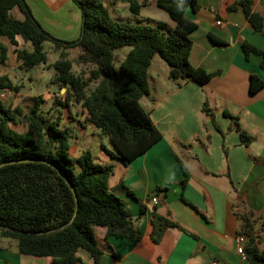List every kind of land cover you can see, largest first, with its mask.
I'll return each instance as SVG.
<instances>
[{
    "label": "trees",
    "instance_id": "1",
    "mask_svg": "<svg viewBox=\"0 0 264 264\" xmlns=\"http://www.w3.org/2000/svg\"><path fill=\"white\" fill-rule=\"evenodd\" d=\"M74 2L82 14L81 35L75 41H66L42 28L26 0H0V65L9 60L4 39L17 47L18 36L31 42L32 50H15L19 68L26 70L46 63L44 43L52 42L59 52L52 82L66 87L64 104L68 105L70 99L82 103L87 111L86 122L100 128L115 148L107 151L128 165L163 137L140 102L150 94L149 68L153 59L159 56L164 60L170 66L169 77L175 81L204 85L216 75L193 66L189 59L193 44L190 34L198 25L186 17V10L196 9L197 0H157L168 14V21L138 18L144 5L136 2L130 3L135 16L128 20L114 18L101 0ZM238 5L254 29L264 34L263 18L252 11L251 0H242ZM15 8L22 12L23 19L13 15ZM75 47L81 49L76 63L92 66L88 76L72 69L68 56ZM124 47L131 49L117 66L115 52ZM244 50L262 55L264 65V51L252 45H244ZM92 83L94 88H90ZM263 85L262 80L251 76L252 92ZM21 87L8 75L0 76V91L18 93ZM42 102V98H37L24 114L0 98V234L15 239L22 255L50 257L52 264H84L81 250L95 264H101L103 251L96 239V227H105L107 237L131 241L140 240L142 233L134 227L118 189L109 186L114 165L98 162L89 150L73 158L72 130L61 127L60 117L48 120L41 116ZM204 110L214 121L206 106ZM226 114L233 119V128L244 144L250 145L254 137L242 128L238 117ZM179 163L185 186L189 174L183 162ZM119 188L134 196L126 186ZM238 217V234L246 236L249 264H264V246H260L264 237L257 227L260 217L253 211ZM262 222L263 226L264 219ZM153 224L152 239L156 243L167 227L178 226L161 216H155Z\"/></svg>",
    "mask_w": 264,
    "mask_h": 264
},
{
    "label": "crops",
    "instance_id": "2",
    "mask_svg": "<svg viewBox=\"0 0 264 264\" xmlns=\"http://www.w3.org/2000/svg\"><path fill=\"white\" fill-rule=\"evenodd\" d=\"M101 1L121 20L134 18L131 2L144 5L138 16L142 19H153L148 6H158L157 0ZM240 1L197 0L196 9L186 10V17L198 25L190 34V62L216 75L204 85L175 81L169 75L154 78L142 106L163 137L128 165L108 155L100 157L102 163L114 165L109 186L118 189L134 227L142 233L140 240L131 241L107 237L105 227H96L103 251L101 264H249L237 252L236 235L241 227L238 214L253 211L264 219V207H258L264 198V85L256 92L250 89L252 75L264 82V65L263 56L246 53L244 45L264 51V34L254 29L238 5ZM26 3L54 37L66 41L80 37L82 14L74 0ZM251 4L264 21V0H251ZM232 6L235 8L230 9ZM12 13L24 18L18 8ZM3 41L9 60L0 65V76L9 75L13 80L11 75L18 66L15 50L27 42L22 36L17 37L18 47ZM150 75L149 68V78H153ZM5 93L11 92L0 91L1 96ZM226 112L238 117L242 128L254 137L250 145L244 144ZM179 160L189 174L185 186ZM121 185L134 196L121 190ZM244 204L250 210L242 211ZM155 216L178 224L167 227L157 243L152 239ZM80 255L84 264H95L87 252L81 250ZM0 264H52V259L22 255L15 239L0 234Z\"/></svg>",
    "mask_w": 264,
    "mask_h": 264
},
{
    "label": "rangeland",
    "instance_id": "3",
    "mask_svg": "<svg viewBox=\"0 0 264 264\" xmlns=\"http://www.w3.org/2000/svg\"><path fill=\"white\" fill-rule=\"evenodd\" d=\"M148 9H151L153 12L152 21L169 20L168 14L159 6L152 7L149 5ZM26 42L27 44L21 46V49L31 50V42ZM130 49V47H124L116 50L115 63L117 66H119L125 59ZM44 51L47 56L46 63L32 67L29 70L21 69L17 66L16 74H12L11 77L14 83H18L22 86L21 90L19 93L10 91L11 93H5L6 96H1L0 94L1 100L5 102L7 106L19 107L24 114H26L34 106L35 100L37 98H42L43 102L40 105L39 114L48 120H57V118L60 117L61 127L72 130L73 138L70 140V153L73 158H77L81 153L89 150L98 162L102 163L100 157L104 155H108V157L113 159L107 149L115 151L114 146L110 142L108 136L104 134L100 128L92 123L86 122L85 117L87 111L83 107V104L78 103L75 99H70L68 105H65L66 90L61 92L59 84L52 82L56 74L55 62L59 59V52L54 48L53 43L50 41L44 43ZM80 53L81 49L79 47L72 48L69 50L68 59L72 62L74 73L79 74L83 72L85 76H88L92 66H83L76 63V58ZM169 71L170 66L159 56H156L150 67V74L153 77L149 78L151 89L153 86V79H157L158 76L166 77L169 75ZM94 87L95 84L92 83L90 88ZM140 102L142 105H145L146 96L142 98ZM262 197L264 196L262 195ZM258 203L259 208L262 206L264 207V198ZM248 207V205L244 204V206H241V209L242 211L250 210ZM257 220V227L261 228V233L264 237V225L262 226V219L259 218ZM263 243L264 241L262 244Z\"/></svg>",
    "mask_w": 264,
    "mask_h": 264
},
{
    "label": "built area",
    "instance_id": "4",
    "mask_svg": "<svg viewBox=\"0 0 264 264\" xmlns=\"http://www.w3.org/2000/svg\"><path fill=\"white\" fill-rule=\"evenodd\" d=\"M217 23L220 25L221 21H217ZM152 201L157 202V198H153ZM246 241H247V239H246L245 235H243V234H237L236 235L237 252L243 260L247 259V255L245 252ZM214 264H216V263H214Z\"/></svg>",
    "mask_w": 264,
    "mask_h": 264
}]
</instances>
